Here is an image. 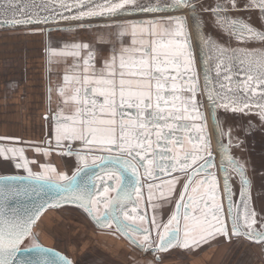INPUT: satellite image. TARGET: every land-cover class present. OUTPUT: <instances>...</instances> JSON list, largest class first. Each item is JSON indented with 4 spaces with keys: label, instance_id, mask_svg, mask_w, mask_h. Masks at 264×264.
Returning a JSON list of instances; mask_svg holds the SVG:
<instances>
[{
    "label": "snow or ice",
    "instance_id": "6c2138e0",
    "mask_svg": "<svg viewBox=\"0 0 264 264\" xmlns=\"http://www.w3.org/2000/svg\"><path fill=\"white\" fill-rule=\"evenodd\" d=\"M229 6L237 8L236 0L207 10L236 39L264 42V30L232 18L227 14ZM185 8L195 15L193 0H150L147 5L142 0H0V26L49 24L59 17L88 29L91 24L86 18L112 21L103 27L110 38L100 37L107 54L104 48L83 42L66 43L62 50L49 49L52 56L72 57L74 62L58 89L60 105L52 115V138L45 140L43 147L37 144L35 151L51 155L60 150L58 154L75 155L79 164L72 175L58 172L49 163L34 172L30 167L34 161L25 157L23 148L0 145V157L14 160L15 168L27 172L0 176V264H74L66 255L38 243L33 233L41 215L62 204L78 206L102 229L115 226L157 260L160 253L176 247L198 248L217 236H244L264 244V227L257 229V213L250 205L245 166L221 145L229 231L220 178L214 171L208 117L197 102L199 75L187 17L119 19L133 13ZM245 8L259 9L264 16V0H249ZM73 9L75 15L63 14ZM201 42L209 50L205 66L214 62L216 76L223 74L214 88L207 74L210 69L205 68L212 115L218 108L233 113L255 111L264 123V50H229L203 37ZM97 57L102 62L100 68L96 67ZM234 69L243 73L242 80H233ZM214 128L219 131V121ZM228 135L231 143L230 130ZM12 139L0 137V141ZM76 142L81 147L74 150ZM230 169L241 181L240 204L233 200ZM178 184L182 191L175 211L162 224L156 219L159 205L155 201L166 194L175 195ZM145 187L153 209L151 217L144 203ZM26 241L30 243L24 246Z\"/></svg>",
    "mask_w": 264,
    "mask_h": 264
},
{
    "label": "crops",
    "instance_id": "0c3cea01",
    "mask_svg": "<svg viewBox=\"0 0 264 264\" xmlns=\"http://www.w3.org/2000/svg\"><path fill=\"white\" fill-rule=\"evenodd\" d=\"M102 25L91 24L90 29ZM81 41L84 40L76 38V40L62 41L59 46L51 47L50 41L47 40L45 48L38 53V58L41 60L38 75L31 74L30 63L27 61L22 64L20 80L8 72L4 75V80H1L0 77V137L13 138L0 141V145L8 148H23L25 157L34 161L30 164L34 172L42 171L40 165L49 163L54 165L58 172H66L70 176L77 167L74 161L75 155L58 154L60 150L52 151L51 155H44L37 153L35 146L39 144L43 147L45 146L44 141L52 138L54 127L52 115L60 105L58 89L63 85V76L74 62L72 57L52 56L49 49L62 50L66 43ZM85 42L95 45L97 48H104L105 54H107V45L101 44L100 39L94 42L85 40ZM101 66L102 62L97 57L96 67L100 68ZM0 76H3L1 71ZM199 84L200 92L197 95V102L200 111L206 115L200 78ZM65 112L67 113V109ZM45 116H48L49 119H44ZM207 129L209 132L208 122ZM80 147L79 142L73 145L74 150L80 149ZM14 164V160H5L0 157V176L27 174L25 169H17ZM154 192L157 196L159 195L155 189ZM144 196L147 214L151 217L153 209L145 192ZM171 200L174 201L175 197H167L166 194L165 198L157 199L155 202L160 206L171 202ZM69 209L78 210L80 208L65 206L49 209L39 219L34 235L37 242L60 250L58 244L65 243L68 247H66L67 250L70 249L75 254L69 253V250L62 251L71 257L75 264H149V262L151 264H264L259 245L244 236L234 235L230 239L217 236L198 248L181 249L176 247L162 253L161 259L157 260L155 256L142 254L126 236L115 230V226L111 229H102L86 214L92 224L90 228H86L81 224L82 222L78 223L74 216H66L65 212ZM157 209L155 210L156 219L161 222V216ZM47 213H56L51 218L57 215L59 219H55L52 225H47L49 222L46 225L42 224L41 219ZM69 213L71 214L72 211ZM168 213H170L169 209L165 217ZM229 231L231 232V230Z\"/></svg>",
    "mask_w": 264,
    "mask_h": 264
},
{
    "label": "water",
    "instance_id": "95a60500",
    "mask_svg": "<svg viewBox=\"0 0 264 264\" xmlns=\"http://www.w3.org/2000/svg\"><path fill=\"white\" fill-rule=\"evenodd\" d=\"M146 5L150 3V0H142ZM196 5L195 15H192L187 8L185 9H176L167 12H160L154 14H146V13H133L131 15H125L120 17L122 20H147L152 18H160L162 16L169 15H180L187 17L188 30L191 33V42L192 49L196 55V67L197 72L200 78V83L203 91V96L205 100V108H206V116L208 117V127L209 134L211 135V147L213 155L216 158V168L214 169L216 175L220 178V195L222 198V202L225 210V217L228 222L229 230H231V222L228 217V202L226 195L224 194L223 189V171L220 165L222 149L221 145L229 148V153L231 156L236 158L240 163L245 166L246 175L250 181V205L251 208L255 210L257 213V229L264 227V123L261 122L258 115L253 113H233L231 111H225L223 108H218L215 110V116L212 115V105L207 100V94L205 90V68L207 67L210 71L207 73L212 80V85L214 88H218V80H223V74L220 77L216 76L214 62H210L207 66L204 64V60L207 58L206 54H208V48L202 44L201 37L204 39H211L220 45L228 48L229 50L233 48H247L249 50H264V42L255 41V40H247L242 41L235 38L234 34L222 29L216 23V17L213 15L211 11L207 9H211L216 4H229V0H193ZM238 7L231 8L228 7V13L232 18L243 19L248 22L250 25L255 26L260 30H264V16H261L259 13V9L247 10L245 5L249 3V0H236ZM62 11V10H61ZM49 12H42L41 15H49ZM65 16H71L76 14V9L71 10V12H64ZM106 22L109 21L107 18L95 17V18H86V22L93 24L95 22ZM77 25V22L71 20H63L57 17L56 21H51L49 24H34L30 26H18V27H9L7 25L0 26V30L7 29H15V28H30V27H59V26H72ZM48 31V30H47ZM214 55V53H213ZM233 80H242L243 73L238 72L234 69ZM234 86V85H233ZM219 121L220 129L217 131L214 128V123ZM231 131V143L229 140L228 132ZM75 163L79 164L77 158L74 159ZM231 175V185L233 190V200L237 203H241L240 199V191H241V181L238 174L229 170ZM12 175H20V174H12ZM72 175V174H71ZM70 175V176H71ZM173 175H176L175 173ZM2 176H11V175H2ZM167 178V177H165ZM155 183H159L156 181ZM145 194H147V188L144 190ZM182 191L181 185L176 186V193L172 197H175V200H171L169 203H165L159 206L157 209L158 214L161 216L160 223H166L170 216L175 211V204L179 199L180 192ZM27 203V201H23ZM74 206L78 207L74 204H62V206ZM169 206V207H168ZM168 207V208H167ZM57 207L48 208L54 209ZM79 208V207H78ZM168 209L170 213L167 214ZM45 212L41 215V217L45 214ZM40 217V218H41ZM165 217V218H164ZM39 218V219H40ZM39 221V220H38ZM36 222L33 233L35 234V227L38 223ZM95 222V221H94ZM246 238V237H245ZM156 239L155 232H153V240ZM248 239V238H247ZM249 240V239H248ZM253 242V241H251ZM27 241L24 246H27ZM44 247L52 248L63 255H66L69 259L73 260L69 257L64 251L45 245L41 242H38ZM259 245L260 252L264 258V244L253 242ZM138 248L136 245H134ZM142 254L146 255L141 249L138 248ZM168 252V251H167ZM147 254L153 255L151 252ZM162 253L158 254L159 256ZM156 257V256H155ZM161 257V256H160ZM157 259V258H156ZM75 264V263H74Z\"/></svg>",
    "mask_w": 264,
    "mask_h": 264
},
{
    "label": "rangeland",
    "instance_id": "374dc122",
    "mask_svg": "<svg viewBox=\"0 0 264 264\" xmlns=\"http://www.w3.org/2000/svg\"><path fill=\"white\" fill-rule=\"evenodd\" d=\"M107 23H112V21L95 22L93 24L103 25L94 29H79L77 28V25H75V27L72 25L73 27L71 29H66V27L63 28L61 26L52 27L51 31H49V27H30L0 30V71L3 73V76H0L1 80L5 79L4 75H6V72L14 75L15 78L20 80L22 76V64L23 62L27 61L30 63L29 68L31 74L38 75V68H41V60L38 58V53H40L45 48L47 40L50 41L51 47H56L59 46L62 41L76 40V38L79 40H84L83 43H86L85 40L94 42L95 40L100 39L102 35L106 38H110L107 37V33L103 31L104 24ZM41 28L44 29L43 32L38 31V29ZM95 29L97 30L95 31ZM71 211L72 213L70 214L69 212ZM54 214L47 213L41 219V223L46 225L49 222L47 225H52L55 219H59L57 215L51 218ZM65 214L68 217L74 216V218L77 219V222H82L81 224H83V226L86 228H90V225H92L89 218L86 216V213L82 209H69L65 212ZM61 234L62 233L60 232V235ZM29 243L30 241H27L26 244L28 245ZM58 247L64 251H66L68 248L65 243H59ZM68 250L67 251L69 253H73V251H70V249ZM73 254H75V252Z\"/></svg>",
    "mask_w": 264,
    "mask_h": 264
},
{
    "label": "flooded vegetation",
    "instance_id": "af4514ba",
    "mask_svg": "<svg viewBox=\"0 0 264 264\" xmlns=\"http://www.w3.org/2000/svg\"><path fill=\"white\" fill-rule=\"evenodd\" d=\"M61 27H66V29H71L73 26H61ZM74 27H75V25H74Z\"/></svg>",
    "mask_w": 264,
    "mask_h": 264
}]
</instances>
